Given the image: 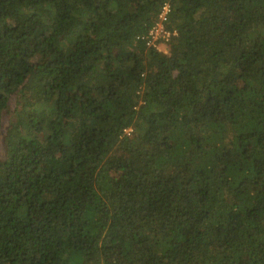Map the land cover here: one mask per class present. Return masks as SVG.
Masks as SVG:
<instances>
[{
	"label": "trees",
	"instance_id": "1",
	"mask_svg": "<svg viewBox=\"0 0 264 264\" xmlns=\"http://www.w3.org/2000/svg\"><path fill=\"white\" fill-rule=\"evenodd\" d=\"M0 264H264V0H0Z\"/></svg>",
	"mask_w": 264,
	"mask_h": 264
},
{
	"label": "built area",
	"instance_id": "2",
	"mask_svg": "<svg viewBox=\"0 0 264 264\" xmlns=\"http://www.w3.org/2000/svg\"><path fill=\"white\" fill-rule=\"evenodd\" d=\"M169 12V6L166 5L161 13L158 16V24L156 26H154L150 31H149V37H150V41H152V44H156L157 42H165L167 44H169L168 46L171 45V40H170V34L164 35L162 33V27L163 26V22L166 20L167 15ZM161 47L157 48L160 49ZM126 131V130H125Z\"/></svg>",
	"mask_w": 264,
	"mask_h": 264
},
{
	"label": "rangeland",
	"instance_id": "3",
	"mask_svg": "<svg viewBox=\"0 0 264 264\" xmlns=\"http://www.w3.org/2000/svg\"><path fill=\"white\" fill-rule=\"evenodd\" d=\"M13 102H15L14 100L11 102L12 103V106H14V103ZM5 123H6V120H5ZM2 154V153H1Z\"/></svg>",
	"mask_w": 264,
	"mask_h": 264
},
{
	"label": "clouds",
	"instance_id": "4",
	"mask_svg": "<svg viewBox=\"0 0 264 264\" xmlns=\"http://www.w3.org/2000/svg\"><path fill=\"white\" fill-rule=\"evenodd\" d=\"M161 48H162V47H161ZM161 48H160V49H161Z\"/></svg>",
	"mask_w": 264,
	"mask_h": 264
}]
</instances>
